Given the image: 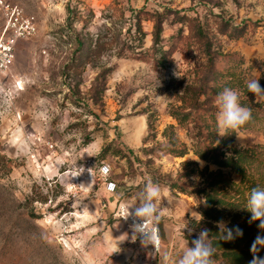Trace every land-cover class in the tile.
<instances>
[{
  "label": "rangeland",
  "instance_id": "rangeland-1",
  "mask_svg": "<svg viewBox=\"0 0 264 264\" xmlns=\"http://www.w3.org/2000/svg\"><path fill=\"white\" fill-rule=\"evenodd\" d=\"M13 1L38 31L0 73V156L11 160L0 159V264H176L200 233L194 216L205 201L201 176L187 169H216L192 149L180 157L162 149L165 127L176 123L170 104L206 62L192 27L225 54L223 67L259 79L264 0ZM158 16L172 50L165 63L144 53ZM3 23L0 8V31ZM177 131L190 145L186 129ZM234 144H264V131L239 130ZM148 179L164 192L158 251L144 234L132 240L137 218L121 217Z\"/></svg>",
  "mask_w": 264,
  "mask_h": 264
},
{
  "label": "trees",
  "instance_id": "trees-1",
  "mask_svg": "<svg viewBox=\"0 0 264 264\" xmlns=\"http://www.w3.org/2000/svg\"><path fill=\"white\" fill-rule=\"evenodd\" d=\"M137 24L142 31L141 19H138ZM162 24L163 20L158 16L155 19L153 45L144 52L158 63H165L172 55L171 48L166 49L161 43ZM192 30L203 46L206 62L197 80L177 96L181 103L170 104L169 113L176 123L165 127L163 136L167 144L162 149L179 157L188 154L192 149L200 160L216 166L213 170L208 165L202 170L191 167L186 172L187 175L197 173L202 178L198 193L205 201L201 208L202 218L198 221L202 224L199 231L208 230L213 240L214 264L218 261L224 264H248L253 258L250 248L254 240L257 235H264V230L258 227L259 220L250 222L251 212L244 207L251 188L257 183L264 184V144L239 146L234 144V140L239 130L257 127L264 131V104L255 101V94L247 90V80L237 75L235 68L222 66L225 54L214 48L205 29L198 24ZM100 44L103 47V43ZM94 52L96 51L92 48L89 60ZM258 82L264 88V75ZM225 87L240 90L243 95L240 96L241 103L251 108L252 119L236 132L230 131L221 136L216 129V116L219 111L217 99ZM177 127L186 129L191 146L181 139ZM0 159L6 166L11 162L6 156H0ZM192 163L191 160L184 161L183 166L188 167ZM234 175L239 179L236 180ZM175 185L171 184V187ZM228 214L232 215L226 223L228 227L233 229L235 235V226H238L243 235H235L232 240H219L217 221H225ZM257 255H264V246H260Z\"/></svg>",
  "mask_w": 264,
  "mask_h": 264
},
{
  "label": "clouds",
  "instance_id": "clouds-1",
  "mask_svg": "<svg viewBox=\"0 0 264 264\" xmlns=\"http://www.w3.org/2000/svg\"><path fill=\"white\" fill-rule=\"evenodd\" d=\"M246 87L249 92L255 94L257 103L264 104V88L260 86L258 79L246 81ZM217 104L219 111L216 116V129L221 136L228 134L230 131L236 132L252 119L251 108L241 103L240 94L234 88L225 87L218 94ZM87 153L93 155L90 151ZM101 171L107 173L108 167L105 166ZM163 195L164 192L161 186L148 179L137 199L122 205L124 214L121 217L134 216L140 221L132 225L134 229L132 240H136L137 235L144 234L142 243L144 245L154 244L157 251L159 250V240L154 225L162 218L159 205ZM133 207L134 212L132 211ZM244 207L251 212L250 222L259 220L258 227L264 230V184L257 183L251 188ZM194 217L196 221L202 218L201 216ZM217 225L219 240H232L235 235H243L242 229L238 226H235L234 235L233 229L229 228L223 220L217 221ZM125 234L123 239L127 237V233ZM260 246H264V235H257L254 240L250 248L253 258L248 261V264H264V255H257L260 252ZM214 254L215 247L208 230H201L198 236L192 240V246L187 243V246L182 249V255H180L176 264H214ZM165 259H167V255H165Z\"/></svg>",
  "mask_w": 264,
  "mask_h": 264
},
{
  "label": "built area",
  "instance_id": "built-area-1",
  "mask_svg": "<svg viewBox=\"0 0 264 264\" xmlns=\"http://www.w3.org/2000/svg\"><path fill=\"white\" fill-rule=\"evenodd\" d=\"M4 23L0 31V73L7 72L16 59L18 42L34 36L38 31L35 16L24 12L13 0H0Z\"/></svg>",
  "mask_w": 264,
  "mask_h": 264
}]
</instances>
